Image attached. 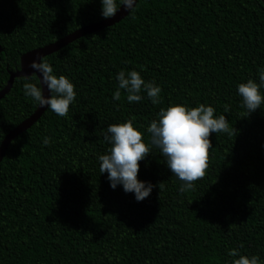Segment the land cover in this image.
I'll use <instances>...</instances> for the list:
<instances>
[{
  "label": "trees",
  "instance_id": "16d2710c",
  "mask_svg": "<svg viewBox=\"0 0 264 264\" xmlns=\"http://www.w3.org/2000/svg\"><path fill=\"white\" fill-rule=\"evenodd\" d=\"M125 0H0L21 57ZM51 105L0 164V264H264V3L138 0L42 60ZM42 97L0 101V146Z\"/></svg>",
  "mask_w": 264,
  "mask_h": 264
},
{
  "label": "water",
  "instance_id": "95a60500",
  "mask_svg": "<svg viewBox=\"0 0 264 264\" xmlns=\"http://www.w3.org/2000/svg\"><path fill=\"white\" fill-rule=\"evenodd\" d=\"M261 1L264 3V0ZM137 4L138 0H125L122 6L108 19L100 23L85 27L81 30H78L75 33L51 45L28 52L21 57L20 69L16 72L10 73V79L8 81L7 86L4 88V90L0 92V101L10 93L16 79H28L32 76H36L40 82L42 97L41 102L35 113L30 116V118L21 123L19 126H17L14 130H12L3 140L0 146V164L3 161L11 143L16 138L30 130L43 117V115L46 113V111L51 105V82L47 73L42 68V60L61 51L68 45L76 42L77 40L83 37L98 33L116 24H119L121 21L125 20L130 15V13L135 9ZM0 52H2L1 48Z\"/></svg>",
  "mask_w": 264,
  "mask_h": 264
}]
</instances>
